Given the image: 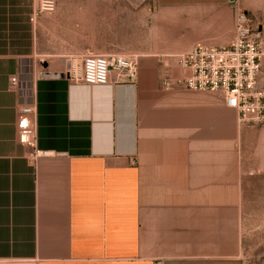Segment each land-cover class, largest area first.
Returning <instances> with one entry per match:
<instances>
[{"label": "crops", "instance_id": "obj_1", "mask_svg": "<svg viewBox=\"0 0 264 264\" xmlns=\"http://www.w3.org/2000/svg\"><path fill=\"white\" fill-rule=\"evenodd\" d=\"M190 1L158 0L162 18L180 28L192 14L201 29L211 17L199 14L224 19L226 0ZM37 5L0 0V264H205L224 256L244 184L264 177V125L241 124L216 94L166 89L168 73L187 74L169 56L142 57L133 86L75 85L60 62L38 69L45 16L30 21ZM213 19L221 29L220 15ZM18 74L20 88L11 89ZM24 105L35 110L37 149L52 153L36 162L18 141Z\"/></svg>", "mask_w": 264, "mask_h": 264}, {"label": "rangeland", "instance_id": "obj_2", "mask_svg": "<svg viewBox=\"0 0 264 264\" xmlns=\"http://www.w3.org/2000/svg\"><path fill=\"white\" fill-rule=\"evenodd\" d=\"M210 1L213 4L218 0ZM173 2L185 5L191 1ZM56 3V12L45 15L43 28L37 31L38 69L58 62L78 63V57L90 54L163 59L197 44L227 47L234 38L236 6L230 0L225 3L224 19L222 13L199 14L211 17L210 29L194 27L188 20L192 14L187 13L182 18L190 24L179 28L173 17L162 18L158 0H56ZM237 6L247 13L253 29L264 40V0H237ZM218 15L224 23L221 29H214L213 18ZM243 190L240 220L228 222L225 255L212 257L205 264H264V177L250 179ZM232 224H235V236H229Z\"/></svg>", "mask_w": 264, "mask_h": 264}, {"label": "built area", "instance_id": "obj_3", "mask_svg": "<svg viewBox=\"0 0 264 264\" xmlns=\"http://www.w3.org/2000/svg\"><path fill=\"white\" fill-rule=\"evenodd\" d=\"M235 5V31L227 47L206 44L194 45L184 53L170 55L176 65L187 74L174 78L165 77L166 89L179 87L189 91L218 95L225 106L237 112L243 125H264V88L258 84L263 59V38L256 32L247 16ZM56 0H39L30 21L35 23L45 15L56 12ZM76 62V61H75ZM78 63L69 62L68 76L75 85L87 88L133 86L139 73L138 55H83ZM20 74L10 77V88H20ZM32 106L19 109L17 122L18 141L32 150V161L52 153L37 149V129ZM135 164V163H133Z\"/></svg>", "mask_w": 264, "mask_h": 264}, {"label": "water", "instance_id": "obj_4", "mask_svg": "<svg viewBox=\"0 0 264 264\" xmlns=\"http://www.w3.org/2000/svg\"><path fill=\"white\" fill-rule=\"evenodd\" d=\"M230 1H233V0H230Z\"/></svg>", "mask_w": 264, "mask_h": 264}]
</instances>
